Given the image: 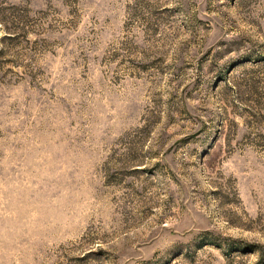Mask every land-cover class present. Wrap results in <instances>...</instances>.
Segmentation results:
<instances>
[{
    "label": "rangeland",
    "instance_id": "1",
    "mask_svg": "<svg viewBox=\"0 0 264 264\" xmlns=\"http://www.w3.org/2000/svg\"><path fill=\"white\" fill-rule=\"evenodd\" d=\"M0 264H264V0H0Z\"/></svg>",
    "mask_w": 264,
    "mask_h": 264
}]
</instances>
